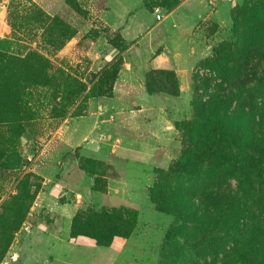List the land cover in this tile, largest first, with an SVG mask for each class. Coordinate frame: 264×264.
<instances>
[{"label":"rangeland","instance_id":"374dc122","mask_svg":"<svg viewBox=\"0 0 264 264\" xmlns=\"http://www.w3.org/2000/svg\"><path fill=\"white\" fill-rule=\"evenodd\" d=\"M255 1L259 0H235V5ZM114 3L0 0V264H166L165 256L184 246L199 253L207 250L203 232L191 227L181 231L183 240L168 242L176 215L164 207L154 189L181 155L178 128L181 149L166 167L137 170L135 175L123 169V158L88 152L85 133L90 118L104 113L98 102L114 96V90L111 94L103 88L101 72L117 62L120 46L126 48L120 71L124 54L138 41L133 56L139 51L146 58L152 55L150 45L160 28L146 34L162 18L160 14L173 7L171 0H132L134 17L125 38L113 25L114 10L108 13ZM161 4L164 7H156ZM184 9L161 28L171 31L175 20L181 24ZM221 16V25L207 22L198 27L197 36L206 37L200 45L205 53L191 74L190 116L177 122L194 116V101L201 92L192 78L198 85L199 78L215 77L200 63L211 58L220 43L233 39L232 15L221 12ZM120 178L144 182L138 202L105 200L109 179ZM82 195L92 203L79 204ZM103 209L134 212L136 224L130 234H121L115 225L107 227L108 221L82 220ZM104 231V242L117 238L127 243L125 248L73 244L79 239L96 242L92 237Z\"/></svg>","mask_w":264,"mask_h":264},{"label":"trees","instance_id":"16d2710c","mask_svg":"<svg viewBox=\"0 0 264 264\" xmlns=\"http://www.w3.org/2000/svg\"><path fill=\"white\" fill-rule=\"evenodd\" d=\"M179 4L171 0L167 7ZM231 15L233 39L200 63L215 73L213 79L199 78L197 85L192 78L201 95L193 118L175 124L181 155L154 188L176 215L168 242L183 240L181 231L191 227L203 232L207 250L184 246L167 254L166 264H264V0L235 5ZM118 49L117 62L100 74L111 94L126 50ZM146 88L150 94H181L174 71L148 72ZM82 220L108 221L107 227L115 225L126 236L136 224L126 209H103ZM106 233L92 237L98 246L112 245L114 239L103 241Z\"/></svg>","mask_w":264,"mask_h":264},{"label":"crops","instance_id":"0c3cea01","mask_svg":"<svg viewBox=\"0 0 264 264\" xmlns=\"http://www.w3.org/2000/svg\"><path fill=\"white\" fill-rule=\"evenodd\" d=\"M131 1L115 0L116 7L113 9L110 5L108 12L114 10L116 21L113 25L122 31L125 38L131 31L128 29L132 26L130 21L134 17ZM179 2L180 4L171 12L160 14L162 18L147 32L146 35H149L160 28L150 45L152 55L146 58L144 52L139 51L133 56L132 51L139 47V41L124 54L125 63L114 85V96L97 103L104 113L91 116L92 120L89 119L88 130L85 133L89 139L88 152L100 155L114 154L123 158L126 165L123 169L135 171V175L137 170L169 166L178 157L181 145L177 140L178 130L175 122L190 116L191 74L204 56L200 45L206 37L197 36L198 27L207 22L220 24L221 12L231 14L235 6V0H179ZM220 2L223 3L220 5ZM227 2H231V5H227ZM182 9L184 12L181 24L175 20L171 31L161 28L163 22L169 18L176 15L180 17ZM158 11L164 10L158 8ZM180 27L183 29H179ZM150 70L174 71L180 82L181 94L172 97L163 93H148L145 75ZM111 116L113 120L110 119ZM101 136H105L104 140H101ZM146 180L148 183L149 178ZM140 182L136 178L109 179L108 192L104 198L109 202L117 197L121 202L136 203L145 187L144 182L141 185L138 184ZM82 196L79 204L92 203L91 198ZM73 244L81 247L85 245L91 249L97 247L96 242L90 239H79ZM126 244L125 241H118L116 238L112 247L124 249Z\"/></svg>","mask_w":264,"mask_h":264}]
</instances>
